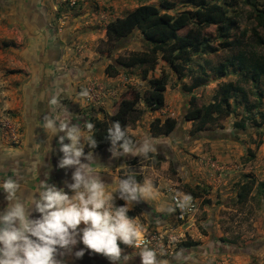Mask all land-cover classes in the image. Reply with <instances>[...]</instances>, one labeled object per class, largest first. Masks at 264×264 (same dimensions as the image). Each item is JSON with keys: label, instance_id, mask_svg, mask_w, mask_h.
Listing matches in <instances>:
<instances>
[{"label": "rangeland", "instance_id": "374dc122", "mask_svg": "<svg viewBox=\"0 0 264 264\" xmlns=\"http://www.w3.org/2000/svg\"><path fill=\"white\" fill-rule=\"evenodd\" d=\"M201 1L0 0V181L16 179L18 196L26 197L24 189L37 194L47 177L69 191L65 182H72L74 169L58 167V138L43 128V116L69 119L83 130L86 121L106 120L123 99L138 95L128 133L137 145L149 139L155 151L118 158H112L111 147L91 152L106 193H114L127 176L139 183L148 178L157 190L155 199L142 200L129 212L146 235L143 246L170 264H264V74L256 75L240 57L252 50L264 56V0H204L223 8L229 21L205 30L204 44L190 51L187 62L159 59L146 77L141 68L116 65L119 58L145 51L140 32L121 49L107 35L109 23L140 6L161 8L169 2V12L177 15L194 12ZM226 28L230 32L223 37ZM112 65L119 71L115 77L106 72ZM155 78L167 80L165 104L151 111L145 93ZM85 89L88 97L80 95ZM228 92L224 111L229 116L187 119L191 110L204 111ZM53 96L58 105H50ZM169 120L175 129L166 134ZM26 165L33 167L29 176L23 174ZM177 193L198 203L196 215L186 222L167 210ZM114 196L116 206L125 204ZM7 203L0 190V212ZM121 247L129 256L126 264H140V248ZM81 248L78 243L58 259L111 264L88 250L77 259ZM181 250L186 259L177 262L174 256Z\"/></svg>", "mask_w": 264, "mask_h": 264}, {"label": "clouds", "instance_id": "9594fccd", "mask_svg": "<svg viewBox=\"0 0 264 264\" xmlns=\"http://www.w3.org/2000/svg\"><path fill=\"white\" fill-rule=\"evenodd\" d=\"M80 95L88 97V90H82ZM49 103L58 105L59 100L53 96ZM43 128L58 138V150L62 153L58 167L74 169L72 182H65L71 195L65 188L49 183L47 177L40 181L37 194L25 202L17 195L21 185L16 179L8 176L0 181V190L8 202L0 212V264H62L58 256L70 253L78 243L84 248L75 252L77 259L83 258L88 250L103 255L111 264H119L121 260L126 264L129 256L123 254V244L141 249L140 264H170L168 260L158 259L155 249L143 246L142 226L129 215L134 204L158 195L151 181L144 178L143 183H139L135 176L119 180L114 193L125 204L116 206L114 193H106L105 183L92 166L93 153L85 154L86 144L91 149L97 146L95 124L86 121L82 130L69 119L47 114L43 116ZM107 138L111 142L112 158L129 154L146 157L155 151L149 139L134 144L119 121L107 129ZM176 197L181 212L193 201L190 194L177 193ZM33 212L38 213V217L33 218ZM160 255L165 253L161 251ZM174 259L177 262L186 259L183 250L177 252Z\"/></svg>", "mask_w": 264, "mask_h": 264}, {"label": "trees", "instance_id": "16d2710c", "mask_svg": "<svg viewBox=\"0 0 264 264\" xmlns=\"http://www.w3.org/2000/svg\"><path fill=\"white\" fill-rule=\"evenodd\" d=\"M173 4L164 2L161 8L154 5H144L136 8L128 15L118 18L107 26V35L113 41L116 49L127 46L128 38L136 31H139L143 37L145 51L134 52L127 58H119L116 65L124 68H141L143 76L146 77L150 71L154 70L159 59L170 64L178 61L187 62L189 53L194 48H200L205 41L204 31L217 26L223 28L222 23L229 21L226 12L216 4H208L204 0L199 3L198 9L194 12H181L177 15L171 14ZM262 18V16H261ZM264 23V20H263ZM230 30L225 29L221 34L228 36ZM241 59L246 62L256 75L264 74V56L256 51H247L240 54ZM110 77L119 74L115 65L106 69ZM167 87L166 78H155L151 80V88L145 93V103L147 109L158 111L164 107V93ZM229 92L221 99L219 103H214L204 111L200 108L191 110L187 114L188 120H200L214 113L218 115L229 116L230 111H224L225 106L229 107ZM140 102V96L123 99L115 112L107 117L106 120H93L95 124L94 139L97 146L94 149L87 148L89 151L97 152L111 147V142L107 138V129L113 122L119 121L122 126L128 128L134 121L137 106ZM244 126V124H243ZM175 129V121L169 120L166 134H170ZM131 139L130 134L128 133ZM243 192L239 193L242 199Z\"/></svg>", "mask_w": 264, "mask_h": 264}, {"label": "built area", "instance_id": "2783aa9c", "mask_svg": "<svg viewBox=\"0 0 264 264\" xmlns=\"http://www.w3.org/2000/svg\"><path fill=\"white\" fill-rule=\"evenodd\" d=\"M176 200H177L176 194H173L172 199H171V205H172V208L176 209L174 211V214H175V218L178 222H186L189 219H191L193 216L196 215L197 210H198V203L194 197H193V201H192L191 205L187 209H185L183 212H181V210L177 207ZM143 241H144V243H146V242L148 243L146 235L143 236Z\"/></svg>", "mask_w": 264, "mask_h": 264}, {"label": "crops", "instance_id": "0c3cea01", "mask_svg": "<svg viewBox=\"0 0 264 264\" xmlns=\"http://www.w3.org/2000/svg\"><path fill=\"white\" fill-rule=\"evenodd\" d=\"M32 168H33V167L26 165L25 168H24V170H23V171H24L23 174H26L27 176H29V175L31 174ZM24 190H25V192H27L26 197H25L24 194H21V195L18 196V197H19L22 201L29 202L31 196H33V192L30 191V190H28V189H27V190L24 189ZM23 197H25V199H24ZM33 215H34V214H33Z\"/></svg>", "mask_w": 264, "mask_h": 264}]
</instances>
